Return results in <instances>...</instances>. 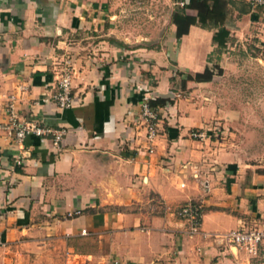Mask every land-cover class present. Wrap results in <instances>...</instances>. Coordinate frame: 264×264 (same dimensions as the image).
<instances>
[{
    "label": "crops",
    "instance_id": "0c3cea01",
    "mask_svg": "<svg viewBox=\"0 0 264 264\" xmlns=\"http://www.w3.org/2000/svg\"><path fill=\"white\" fill-rule=\"evenodd\" d=\"M177 1L164 0L170 33L180 40L177 67L203 71L213 32L192 25L177 38ZM121 3L0 0V122L14 96L22 116L66 130L59 147L37 136L14 143L0 132V264L52 240L86 241L81 256L91 264H264V244L254 253L224 237L264 227V168L235 164L208 138L191 135L216 112L196 100L207 82L187 79L186 93L173 87L165 47L107 38L102 55L74 56V105L44 101L56 91L60 59L74 38L119 32ZM144 99L160 102L152 153L140 121ZM190 201L204 207L198 232L177 213Z\"/></svg>",
    "mask_w": 264,
    "mask_h": 264
},
{
    "label": "rangeland",
    "instance_id": "374dc122",
    "mask_svg": "<svg viewBox=\"0 0 264 264\" xmlns=\"http://www.w3.org/2000/svg\"><path fill=\"white\" fill-rule=\"evenodd\" d=\"M122 2L118 5L123 10L122 19L115 26L119 32L74 38L63 52L58 74L63 67H70L74 77V56L102 55L105 49H101V44L106 46L104 41L108 38L127 43L129 47H165L164 58L172 67L173 87L181 93L190 91L186 88V82L189 75L195 72L177 67L175 51L180 40H175L170 33L168 3L164 0ZM234 6L236 8L231 7L228 25L235 35L230 36L226 48L215 47L208 55V65L216 68L219 64V69H216L211 81L196 88V100L207 103L216 112L207 122V129H202L204 138L211 141L212 149L228 155L235 164L263 169L264 6L251 5L248 12L256 15L247 19L240 18V11L244 8L238 1H234ZM50 234L56 235L57 231L52 228ZM86 245L89 243L83 240L77 243L55 240L38 243L23 248L22 256L14 264H91L87 256H81Z\"/></svg>",
    "mask_w": 264,
    "mask_h": 264
},
{
    "label": "built area",
    "instance_id": "2783aa9c",
    "mask_svg": "<svg viewBox=\"0 0 264 264\" xmlns=\"http://www.w3.org/2000/svg\"><path fill=\"white\" fill-rule=\"evenodd\" d=\"M254 6H264V0H248ZM189 0H180L177 4L184 6ZM73 72L70 67H63L58 74L56 91L51 98L44 101H53L60 108H71L74 105L73 94ZM15 97L10 96L6 110L7 120L0 122V132L14 143L22 144L30 136L50 138L54 145L60 146L63 136L66 134L64 128L42 123L37 117L32 115L22 116L15 105ZM160 109L153 105L150 100L144 99L141 104L140 121L145 129V139L149 143L148 152L152 153L155 149V141L160 134ZM191 135L195 138H204L205 132L193 130ZM177 213L179 217L190 223L191 231L198 232L202 222L204 207L201 202L190 201L181 205ZM83 234L86 230L82 231ZM227 242L239 248H246L251 252H256L264 244L263 228H240L232 230L224 235Z\"/></svg>",
    "mask_w": 264,
    "mask_h": 264
},
{
    "label": "trees",
    "instance_id": "16d2710c",
    "mask_svg": "<svg viewBox=\"0 0 264 264\" xmlns=\"http://www.w3.org/2000/svg\"><path fill=\"white\" fill-rule=\"evenodd\" d=\"M234 1H238L244 8L240 11L242 14L247 13L251 8V4L243 0H189L184 6L178 5L172 15V22L177 26V38L187 34L192 25H197L213 32L212 44L216 48H226L231 33L226 26V20L229 17L231 7L236 8ZM191 8L197 9L196 15L188 12V9ZM217 68L219 69V64L216 68L207 65L203 71L190 74L188 80L209 82L216 74ZM221 70L222 68H220ZM150 102L153 105L160 103Z\"/></svg>",
    "mask_w": 264,
    "mask_h": 264
}]
</instances>
